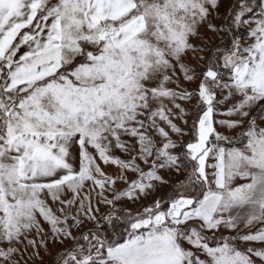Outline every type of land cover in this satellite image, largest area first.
Returning a JSON list of instances; mask_svg holds the SVG:
<instances>
[{
	"label": "snow or ice",
	"instance_id": "1",
	"mask_svg": "<svg viewBox=\"0 0 264 264\" xmlns=\"http://www.w3.org/2000/svg\"><path fill=\"white\" fill-rule=\"evenodd\" d=\"M0 264H264V0H0Z\"/></svg>",
	"mask_w": 264,
	"mask_h": 264
},
{
	"label": "rangeland",
	"instance_id": "2",
	"mask_svg": "<svg viewBox=\"0 0 264 264\" xmlns=\"http://www.w3.org/2000/svg\"><path fill=\"white\" fill-rule=\"evenodd\" d=\"M224 146H225V147H232L233 145H232V144H229V143H227V142H225ZM235 146L242 147V144L238 143V144H236Z\"/></svg>",
	"mask_w": 264,
	"mask_h": 264
}]
</instances>
